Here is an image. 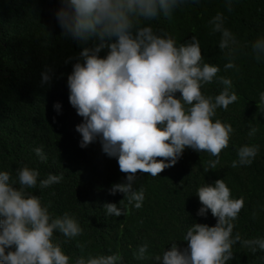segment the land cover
<instances>
[{"label": "clouds", "instance_id": "clouds-1", "mask_svg": "<svg viewBox=\"0 0 264 264\" xmlns=\"http://www.w3.org/2000/svg\"><path fill=\"white\" fill-rule=\"evenodd\" d=\"M228 12L233 0H224ZM200 0H60L56 11L61 35L84 47L80 60L67 76L69 102L83 122L76 125L81 135L80 147L99 140L102 151L117 158L126 181L112 185L109 194L122 193L124 199L105 203L107 216H126L131 207L140 209L145 199L142 188H134L137 173L159 176L173 167L185 149L207 152L216 157L204 168L207 173L220 163L222 150L228 148L234 129L213 117L218 108L225 111L238 100L230 77L220 76V68L204 62L200 41L194 35L189 42L177 44L169 33L154 30L151 22L171 20L175 11ZM226 17L217 12L208 24L211 34H219L218 48L227 60L224 70L236 69L241 52L237 36L225 26ZM257 62L264 60V36L246 44ZM107 49L103 58L99 53ZM71 59V58H70ZM68 61H66L67 63ZM50 68L42 72V84H50ZM216 82L222 91L205 96L202 87ZM179 93V97H177ZM258 107L264 106V92ZM60 112L59 102L53 105ZM258 129L250 125L249 137ZM41 162H47L42 147L34 149ZM259 153L258 145L237 149L238 159L232 167L250 166ZM159 158V159H158ZM0 171V264H70L72 259L62 244L83 235L77 219L65 212L53 217L47 206L29 189H45L63 180V174H48L39 179L37 169L23 166ZM196 195L202 207L197 216L216 218L215 226L192 223L183 240L170 242L171 247L150 255L149 244L138 245L136 260L155 264H228L235 259L234 246L239 244L251 253L264 252V238H243L234 232L235 222L244 208V198H232L224 179L198 187ZM125 201L127 204L125 205ZM255 218V214H253ZM59 232L64 241L56 239ZM83 250L85 245L77 242ZM111 251V250H109ZM121 253L89 254L75 258L74 264H123Z\"/></svg>", "mask_w": 264, "mask_h": 264}, {"label": "trees", "instance_id": "trees-1", "mask_svg": "<svg viewBox=\"0 0 264 264\" xmlns=\"http://www.w3.org/2000/svg\"><path fill=\"white\" fill-rule=\"evenodd\" d=\"M60 7V0H0V171L15 177L17 168L28 166L39 171V179L63 174L58 184L28 191L40 198L53 217L67 212L83 228V235L62 244L64 253L72 258L70 264L80 255L116 252L122 254L123 264H155L134 259L138 245L147 242L150 255L170 248L172 241L186 247L182 240L192 223H217L210 210L206 218L197 216L202 205L196 195L198 187L217 179H224L232 198H244L234 232L246 239L264 238V106H257L264 92V60L257 62L247 54L250 48L244 47L264 36V0H233L232 12L226 10L224 0H200L176 10L170 21L151 22L154 30L171 34L177 44L189 42L195 35L204 62L218 66V75L232 79L238 100L226 111L218 108L213 122L219 119L235 131L220 154V163L207 173L204 168L216 157L192 149H185L178 162L159 176L138 172L134 188L144 191L142 207L133 206L120 217L107 216L103 205L122 206L119 202L124 195H111L109 189L125 182L126 174L119 170L117 158L103 153L99 140L80 147L81 135L75 129L83 118L69 102L67 76L83 48L94 42L81 44L62 37L55 16ZM217 12L225 15V26L240 41L241 52L235 61L238 70H224L227 60L218 48L220 35L211 34L208 24ZM99 55L105 57L107 49ZM46 68L52 70L50 84H42ZM222 89L223 85L213 82L201 90L214 97ZM57 102L59 113L53 108ZM250 125L258 129L253 137L248 136ZM243 145H258L259 153L250 166L233 168L237 149ZM38 147L47 162L37 157L34 149ZM54 235L65 240L59 232ZM77 242L85 245L83 250L76 247ZM233 251L235 259L228 264H264V252L253 254L239 244Z\"/></svg>", "mask_w": 264, "mask_h": 264}]
</instances>
